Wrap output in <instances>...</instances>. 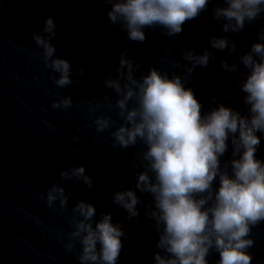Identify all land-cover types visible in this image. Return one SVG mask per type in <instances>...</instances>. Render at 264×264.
<instances>
[{
    "label": "clouds",
    "instance_id": "clouds-1",
    "mask_svg": "<svg viewBox=\"0 0 264 264\" xmlns=\"http://www.w3.org/2000/svg\"><path fill=\"white\" fill-rule=\"evenodd\" d=\"M110 4L107 17L113 25L126 30L132 41L146 40L145 28L159 26L169 37L183 31V25L212 9V18L224 33L242 32L264 13V0H103ZM223 5V6H222ZM2 25V24H0ZM57 25L53 17L44 21L42 32H33L32 39L42 49L45 66L53 73L57 87L78 86L84 69L74 72L70 62L56 55L52 40ZM264 41V31L259 33ZM254 42L248 52L239 56L247 74L239 84L244 94L247 114L219 104L208 112L185 81L197 66L207 67L215 60L207 49L202 54L188 49L183 60L190 66L185 75L162 73L152 67L147 74L136 76L141 65L120 54L116 75H105L104 84L115 94L114 104L105 93L103 102L115 110L119 124L105 113L95 117L97 133L110 132L111 146L127 151L138 144L144 146L138 163L134 189L114 191L113 203L124 209L129 220L140 216L137 205L144 202L137 195L149 194L151 203L144 205V216L152 221L157 233L153 253L154 264H209L215 252V264H252L248 249L254 247L252 229L264 223V161L257 158L261 143L258 132L264 133V42ZM212 48L235 53L237 42L229 36L215 37ZM240 64L221 60V68L230 75ZM215 99V98H213ZM70 96L52 104L54 109L72 107ZM101 107L97 101L90 110ZM231 146V158L224 160ZM78 152L79 149H76ZM61 181L81 183L90 191L93 180L84 166L72 164L60 172ZM123 173L121 174V179ZM119 183V181L117 182ZM114 189L117 187L113 185ZM71 192L58 182L44 197L48 207L57 202L67 209ZM85 200L72 208L73 230L68 234L66 250L75 251L80 264H117L126 233L120 222H112L111 213H101Z\"/></svg>",
    "mask_w": 264,
    "mask_h": 264
}]
</instances>
